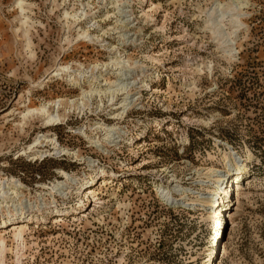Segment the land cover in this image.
Returning a JSON list of instances; mask_svg holds the SVG:
<instances>
[{"label":"rangeland","instance_id":"1","mask_svg":"<svg viewBox=\"0 0 264 264\" xmlns=\"http://www.w3.org/2000/svg\"><path fill=\"white\" fill-rule=\"evenodd\" d=\"M15 2L0 0V176L21 182L38 205L45 187L64 180L59 172L79 182L67 199L47 197L48 212L34 210L31 223L20 224L29 231L19 260L20 225L4 222L15 208L0 210L4 264H264V0H131L124 19L102 0H26L29 46ZM83 3L93 5L87 17ZM65 11L82 15L81 24L67 26ZM81 27L106 43L79 38ZM111 57L131 60L137 74L126 118L112 120L111 103L104 113L63 108L64 125L35 121L20 131L24 106L81 94L71 78L46 79L48 72L63 62L72 77L84 70L88 78ZM95 124L119 128L121 139L92 146L79 129L102 140ZM48 134L81 159L21 156ZM99 168L107 176L94 180ZM222 176L231 186L224 202L212 195ZM78 186L100 200L84 195L79 208ZM65 209L76 214L56 223L54 211Z\"/></svg>","mask_w":264,"mask_h":264},{"label":"bare ground","instance_id":"2","mask_svg":"<svg viewBox=\"0 0 264 264\" xmlns=\"http://www.w3.org/2000/svg\"><path fill=\"white\" fill-rule=\"evenodd\" d=\"M108 1L109 0H102V2L107 5H113L110 7L113 10L114 8L119 10V14L122 15V19H124L127 16L126 15L123 17V15L128 14L125 8H127L126 5H129L131 0H124L123 3L121 0H118L111 4H108L107 3ZM15 3L21 14L20 15L21 28L19 30H22L24 36L28 38L27 42L29 46L32 43L29 38V34H30L29 28H31V25H30L31 18L28 16V13H29L28 8L30 7V4H28L26 0H16ZM84 5L85 4L83 3L82 6L85 7L84 8L85 12H83L82 14H84L83 17H87L86 10L90 7H93V5H91L90 3H87V7L86 5L85 6ZM64 15L67 18V26L78 24L76 26L78 27L79 24H81L82 22V21L79 22L82 15L81 16H78L77 14L72 15V13L68 11H65ZM70 19H72L73 22H69ZM121 20H120V23L122 25L121 27L123 29L125 28L128 29L127 28L128 21L123 22ZM114 30L116 31L120 30L119 34L122 37L121 39L123 40L122 43L128 42V40H126V39H130L128 38V32L122 31V29L120 28H115ZM78 36L79 38L88 40V42L89 41L99 42V43H102V45L106 43L105 40L99 41L103 37L94 36L89 30H84L82 27L79 29ZM116 47L117 46L112 48L109 46L108 48H112V51H113L114 49H116ZM111 58H112V61H110V63L93 66V69L90 72L92 75L89 76L88 78L85 77L84 70L83 72L75 71V72H78V74H76L77 77L75 76L72 77L71 75V73L73 72L72 68H70L69 66H65L63 62L62 64H58L56 68L48 72L46 75V79L50 77L51 75L53 76V78H59V77H61L62 79L66 77L71 78V84L75 85L76 87L77 86L80 87L79 89L81 90V94L77 96L75 99H68V98H67L68 100L59 99L58 101H55L53 103L43 104L40 107L24 106L25 110L22 113H20L21 122H19L18 124L20 127V131L24 132L28 124L31 122H35V121L42 123V126L44 128L64 125L66 116L60 113L63 108H64L63 109L64 111H67V110L77 111L78 110L81 113H84L85 111L92 110L95 112L99 111L100 113L102 112L104 113L107 110V108L105 107L106 104L111 103L112 108L114 107L113 109L114 113L111 116L113 117L112 120L119 121V120L124 119V117L128 114L130 108L134 105V98L132 97L131 92L134 90V86H136L135 82H137V74H136V71L132 68V65L130 63L131 60H128L127 62H125L124 60H120V57L119 58L111 57ZM100 68L101 69L111 68L112 73H114L113 77L110 74L109 75L106 74V72L104 71L99 73L97 70ZM114 71L116 72V74ZM91 78L92 80L91 82H89L90 87L82 86V83L84 85L86 83V80L90 81ZM40 86H42V83L40 84ZM96 105L97 107H95ZM93 108H95V110H93ZM94 126H95L94 130L97 131L96 135L100 133L102 136V133H103L104 138L102 140H95L94 138L92 139L93 136L91 135L92 137H90V134L87 133V129L84 128L85 130H83V127L79 129V135L82 136L86 141H88L92 146H95L96 148L101 149L103 146L102 142H107L108 144H114L115 142L114 140L121 139V136H117L118 135L117 131H119V128L117 127H108V125H105V124L103 125L95 124ZM50 136L51 134L37 137L33 141V143H31L28 147H26L25 149L21 151V156H26L30 158L31 160H37L39 158L44 159L47 156H54V155L58 156L59 154L61 156L63 155L71 156L76 159L80 158L78 152H73L72 150L68 148H63L61 144H59V141L57 140V138L54 139L53 137H50ZM44 145L45 147L50 145L51 146L49 148L50 150L38 149L39 146H44ZM52 153L53 155H51ZM234 154L235 153H233L232 155L234 156L236 160L237 153L236 155ZM88 165L90 167H94L95 163L91 160H88ZM244 170H245V167H242L239 170H236L237 174L233 176L239 177L240 175L244 173ZM214 172H217V171L214 170ZM59 173L61 174V179H64V180H58L56 183H53L52 186H48V187L44 186L45 189L48 191V192H45V195H44L46 198L47 197L48 198L57 197V198H62L63 200H65L73 192V185H77V183L79 182V178L71 177L69 174H66V172L64 171H61ZM99 176L100 177L107 176V172L102 168L95 170L94 180H96ZM227 176H229V179L230 177L232 178V175L228 174ZM229 179H226L225 176L217 177L216 182L213 183L214 187L216 186L215 188L216 190L213 192L212 195L218 196L219 194L220 195L223 194L224 195V197L222 198L223 202H224V198H229L230 196L231 186L229 184ZM224 184L226 186H224ZM80 186H78V189L76 190V195L78 196V198L80 197L79 198V204H80L79 208L84 207L86 205L85 200L82 199L84 195L85 197H87V199L92 198L95 202L100 200L98 199V194L95 191L91 190V191L82 192L81 189L79 190ZM20 190H22L21 182L19 184L18 182L15 183L14 181H10L9 179L3 180L0 176V210H2L5 207L7 209L15 208L14 213H9L8 218L4 220L5 225H8L7 227L14 226V225H20L22 223L23 224H27L28 222L31 223L32 217L30 215L32 214V212H34V210L40 213L41 212L47 213L48 212L47 210L50 208V204L46 202V198H45V202L42 201V204L38 205L37 201L35 203H32L31 200L28 199L26 195ZM164 191L165 190H163L162 193H164ZM39 201H41V199ZM212 202L214 203L216 201H212ZM54 213L55 215L53 216L54 217L53 219L57 221L56 223L64 222V220L62 219V216L64 217L72 216L73 217L76 214V212H73V211L71 212L69 209L55 210ZM222 213L223 211L222 212L219 211L217 212L216 215H221ZM28 231H29L28 225L26 226L20 225V227H17V228L15 227L13 238H14L15 243L17 244V250H18L17 255L18 256H19V252L22 251V249L26 247V233ZM3 232H6V231H3ZM7 251H8L7 242L4 238L1 237L0 239V262L1 263L0 264H4L5 255ZM20 257L21 256H19L18 260L20 259Z\"/></svg>","mask_w":264,"mask_h":264}]
</instances>
